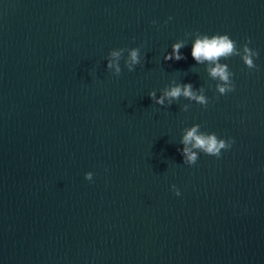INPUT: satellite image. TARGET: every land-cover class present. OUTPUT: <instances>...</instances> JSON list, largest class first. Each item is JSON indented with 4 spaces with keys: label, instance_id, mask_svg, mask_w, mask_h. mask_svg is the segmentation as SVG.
I'll return each mask as SVG.
<instances>
[{
    "label": "water",
    "instance_id": "1",
    "mask_svg": "<svg viewBox=\"0 0 264 264\" xmlns=\"http://www.w3.org/2000/svg\"><path fill=\"white\" fill-rule=\"evenodd\" d=\"M204 34L258 52L218 61L234 91ZM187 83L206 107L148 96ZM196 124L234 143L189 166ZM0 264H264V0H0Z\"/></svg>",
    "mask_w": 264,
    "mask_h": 264
},
{
    "label": "clouds",
    "instance_id": "2",
    "mask_svg": "<svg viewBox=\"0 0 264 264\" xmlns=\"http://www.w3.org/2000/svg\"><path fill=\"white\" fill-rule=\"evenodd\" d=\"M155 23V21H153ZM251 40L246 38L245 44L242 48L238 49L236 41L230 39L226 34L220 35H206L199 36L192 46L191 56L197 63H203L208 61L215 64L214 67L208 69L209 74L212 78L218 79L220 83L216 85L218 93L224 95L228 92L235 90V85L232 81L233 73L229 70L227 64H220L218 61L220 58L228 59L232 56H239L243 63L249 68L254 69L257 65L254 63V58L258 57V52L250 49L248 44ZM182 44L177 43L172 46V52L164 57L165 61L170 60H181L184 57L180 53ZM128 53L127 59L125 60V66L129 71L134 70V66L140 64V49H115L111 50L107 57V69H114L113 75L119 76L121 74V67L119 61L121 60L123 53ZM203 90L201 89V92ZM149 98L154 101L157 105H164L165 100L169 102V106L173 100H178L181 96L194 100L202 106H207L208 98L203 94H197L190 83L187 84H176L164 89L163 96L157 98L156 92L151 91L148 94ZM186 108V106H185ZM200 125L196 124L190 129L186 130V134L183 136L181 143L184 145L181 151V155L184 158V164L194 165L198 160V154L193 149H197L200 152L214 156L217 159L221 157L222 150H228L231 148L234 140L229 138L228 140L220 139L215 133H204L199 132ZM191 145V147H189ZM85 179L91 181L93 179V173H85ZM173 191L177 196L180 195L179 190L172 186Z\"/></svg>",
    "mask_w": 264,
    "mask_h": 264
}]
</instances>
